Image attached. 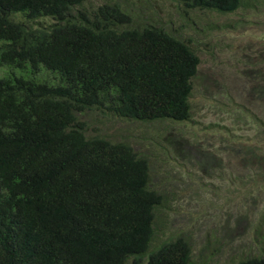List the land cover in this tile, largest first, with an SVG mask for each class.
I'll use <instances>...</instances> for the list:
<instances>
[{
	"label": "trees",
	"instance_id": "obj_1",
	"mask_svg": "<svg viewBox=\"0 0 264 264\" xmlns=\"http://www.w3.org/2000/svg\"><path fill=\"white\" fill-rule=\"evenodd\" d=\"M84 1L0 0V264H138L143 255L199 264L182 237L150 248L162 196L148 187L147 159L126 142L86 136L76 116L105 108L187 120L199 59L116 3L75 10ZM179 1L217 12L241 3ZM44 17L52 22L34 23ZM258 93L264 100V86ZM233 264H264V255Z\"/></svg>",
	"mask_w": 264,
	"mask_h": 264
},
{
	"label": "rangeland",
	"instance_id": "obj_2",
	"mask_svg": "<svg viewBox=\"0 0 264 264\" xmlns=\"http://www.w3.org/2000/svg\"><path fill=\"white\" fill-rule=\"evenodd\" d=\"M105 3L184 40L199 59L187 120L124 119L105 108L76 113L86 136L126 142L147 159L148 187L162 196L150 248L182 237L199 264L264 255V0H241L230 12L179 0H86L75 10Z\"/></svg>",
	"mask_w": 264,
	"mask_h": 264
}]
</instances>
